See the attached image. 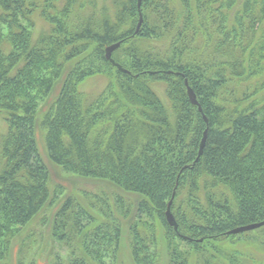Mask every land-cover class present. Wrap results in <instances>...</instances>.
Returning <instances> with one entry per match:
<instances>
[{
    "label": "trees",
    "instance_id": "1",
    "mask_svg": "<svg viewBox=\"0 0 264 264\" xmlns=\"http://www.w3.org/2000/svg\"><path fill=\"white\" fill-rule=\"evenodd\" d=\"M263 21L264 0H0V263L53 203L41 129L53 165L132 196L134 264H161V239L168 264H264L219 247L264 246V226L230 234L264 223ZM117 43L127 73L106 58ZM98 76L107 84L88 99L80 87ZM90 207L67 196L53 221L67 264L117 257L122 223Z\"/></svg>",
    "mask_w": 264,
    "mask_h": 264
},
{
    "label": "rangeland",
    "instance_id": "2",
    "mask_svg": "<svg viewBox=\"0 0 264 264\" xmlns=\"http://www.w3.org/2000/svg\"><path fill=\"white\" fill-rule=\"evenodd\" d=\"M42 3L44 0H34ZM176 1V0H173ZM242 1V0H241ZM37 29H46L47 26L38 14L35 16ZM264 28V21L261 25ZM107 77L98 76L85 81L80 91L87 94L88 99L97 97L107 84ZM62 81H59L54 89L56 97L60 92ZM46 102L41 103L39 116L46 108ZM7 131V124L0 115V140ZM39 149L47 163L50 171L48 187L53 197V203L47 205L43 211L17 236L14 237L6 260L0 264H67L69 259L68 250L54 236L52 231L53 221L56 217L61 203L67 196H74L82 206L88 208L90 203L97 205L96 209L90 207V212L101 222H105L99 208H102L114 215L123 226V236L119 252L116 259H107L105 264H134L129 241V227L134 223V208L130 209L128 203L124 207V202L132 201V196L123 190L106 181L87 179L64 172L61 168L53 165L46 153L44 145V131L39 129L37 133ZM121 200V201H120ZM123 201V202H122ZM162 235L163 230L159 226ZM258 243V242H257ZM254 241H226L219 245L225 252L238 251L244 256L254 258L264 263V246ZM163 239L159 247L162 259L161 264H168V256L165 250ZM197 256L192 257L190 264H200ZM91 264H96L91 262Z\"/></svg>",
    "mask_w": 264,
    "mask_h": 264
},
{
    "label": "water",
    "instance_id": "3",
    "mask_svg": "<svg viewBox=\"0 0 264 264\" xmlns=\"http://www.w3.org/2000/svg\"><path fill=\"white\" fill-rule=\"evenodd\" d=\"M141 4H142V0H139V9H141ZM143 22V16L142 14L140 13V23L138 25V28L141 26ZM121 46V43H117L113 46H110L106 49V58L107 60H109L115 67H117L119 69V71H122L124 73H127L126 70H124L120 65H118L117 63H115V61L112 59V54L113 52L118 49L119 47ZM186 86H187V93H188V96H189V99L191 101V103L195 106H198L199 107V104L197 102V98H196V95L195 93L193 92V90L189 87L188 85V82L186 81ZM199 110H201V108L199 107ZM205 141H206V133H205V138L202 142V147L201 149L204 148V144H205ZM202 155V151L200 152V156ZM199 156V157H200ZM175 196V195H174ZM174 196H173V199L171 200L170 202V205H169V209L167 211V220H168V223L170 224V226L174 227L175 230L178 229V226H177V223L171 213V206L173 204V200H174ZM264 226V223H261V224H254V225H249V226H246V227H242V228H239V229H236L232 232H230V234H239V233H244V232H249V231H254L256 229H259L261 227Z\"/></svg>",
    "mask_w": 264,
    "mask_h": 264
}]
</instances>
